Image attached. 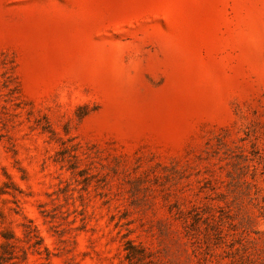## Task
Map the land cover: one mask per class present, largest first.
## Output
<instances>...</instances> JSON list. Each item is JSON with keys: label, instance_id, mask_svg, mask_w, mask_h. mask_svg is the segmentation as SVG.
I'll list each match as a JSON object with an SVG mask.
<instances>
[{"label": "rangeland", "instance_id": "374dc122", "mask_svg": "<svg viewBox=\"0 0 264 264\" xmlns=\"http://www.w3.org/2000/svg\"><path fill=\"white\" fill-rule=\"evenodd\" d=\"M0 264H264V0H0Z\"/></svg>", "mask_w": 264, "mask_h": 264}]
</instances>
